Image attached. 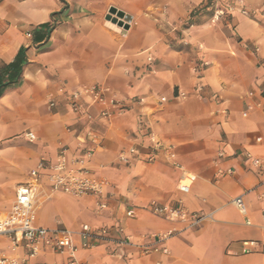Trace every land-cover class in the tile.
<instances>
[{
    "label": "crops",
    "instance_id": "crops-1",
    "mask_svg": "<svg viewBox=\"0 0 264 264\" xmlns=\"http://www.w3.org/2000/svg\"><path fill=\"white\" fill-rule=\"evenodd\" d=\"M206 1L134 0L124 36L116 24L89 15L93 7L86 0H0V67L21 48L26 56L20 81L0 97V218L11 210L17 185L45 160L36 201L39 226L79 231L89 223L114 233L122 226L133 243L150 245L177 231L157 244L168 254L143 255L134 246L121 256L113 243L101 242L79 251L89 264H264V184L241 156L264 157V108L258 105L264 104L258 95L264 86V0H216L213 7ZM243 4L253 15L241 12ZM215 8L223 9L229 25L233 21L235 36L225 33L223 15L213 17ZM59 11L82 28L49 31ZM189 19L194 23L185 24ZM95 83L107 86L124 107L101 117L102 106L86 96L74 110L71 92ZM51 97L54 109L48 107ZM149 133L173 144L174 158L195 176L188 193L178 187L182 171L164 154L145 160ZM133 145L140 150L131 162L119 161V153ZM86 147L94 148L95 175L108 181L104 211H97L92 196L49 195L50 165L63 149L70 160ZM241 194L245 212L233 202ZM151 202H181L209 216L191 228L154 214ZM131 207L137 214L129 218ZM12 247L8 236H0V252L26 257L21 246ZM65 259L43 247L31 263Z\"/></svg>",
    "mask_w": 264,
    "mask_h": 264
},
{
    "label": "built area",
    "instance_id": "built-area-1",
    "mask_svg": "<svg viewBox=\"0 0 264 264\" xmlns=\"http://www.w3.org/2000/svg\"><path fill=\"white\" fill-rule=\"evenodd\" d=\"M241 12L248 16L251 10L242 5ZM223 13L222 10L216 11L215 17H219ZM27 34L28 36H32V32H28ZM152 59V57L149 58V60ZM251 95L254 96L255 92L252 91ZM258 95L264 98V86L260 87ZM86 96L91 97L92 104L98 103L102 106L99 113L101 117H110L113 108L122 109L124 107L123 102L115 95H112L107 86L99 83L83 86L71 92L69 98L71 107L78 111ZM163 100H165V97ZM50 105H56L54 99L50 101ZM258 105L264 108V104L258 102ZM27 136L31 141L37 138L36 134L32 131H29ZM149 138L151 144L145 160L154 162L160 154H164L174 167L182 171L183 178L179 181L178 187L182 193H188L195 180V176L186 173L182 164L174 158V145L162 142L153 133H149ZM257 140L262 141L263 139L258 136ZM139 148V146L133 145L128 150L121 151L118 155L119 161L129 164L131 157L137 155L139 152ZM93 154L94 148L86 147L80 156L68 160L67 149H63L56 163L50 165V172L47 176L49 180L47 186L49 195L65 193L76 198L92 196L97 200L98 212L107 209L109 205L106 197L108 181L101 176H96L91 168L90 160ZM218 154L219 156H223L224 151L220 150ZM241 156L256 170V173L260 176L261 183L264 184V157H258L249 152H244ZM47 166L48 164L45 160L40 161L39 165L30 171L27 181L17 185L15 200L11 210L6 216L0 218V236H8L11 239L13 243L12 249H17L19 246L25 249L26 257L23 258L18 255H8L0 252V264H34L31 263V260L38 256L43 247L65 255L66 259L61 264H89L85 260L79 259V251L93 248L101 242L113 243L116 247V252L121 256L125 255L126 248L134 246L143 255L151 254L154 251H161L164 254L169 253L167 247H160L157 244L174 235L177 232L175 229H170L167 234L160 236L159 239L150 245L133 243L131 238L125 234L122 226H117L115 233L110 227H96L89 223H83L79 231H73L68 228H46L39 226L37 224L36 201L39 190H42L44 187L42 172ZM225 173L231 175L233 170L228 169ZM233 202L243 212L246 211L243 194L236 196ZM149 210L166 220L184 223L187 227L191 228H197L209 216L207 214L192 212L185 208L181 202L168 205L151 202ZM125 212L129 218L137 214L134 207L127 208ZM247 224H250L249 220H247ZM244 243L246 245H254L255 241H244ZM36 264L45 263L39 262Z\"/></svg>",
    "mask_w": 264,
    "mask_h": 264
},
{
    "label": "rangeland",
    "instance_id": "rangeland-1",
    "mask_svg": "<svg viewBox=\"0 0 264 264\" xmlns=\"http://www.w3.org/2000/svg\"><path fill=\"white\" fill-rule=\"evenodd\" d=\"M86 1L88 3H90V4H92V7H93L92 11H88L89 12V15L98 14L100 16V18H101V21L103 23L107 24L109 27L112 26V24H111L112 22L106 20V15L108 14V12L110 10V6H116L119 9H122V10H124L127 13L128 12L131 13V11L133 10L134 5L136 4L134 2V0H112L110 3H104V4H102L100 0H86ZM215 1L216 0H207L205 4H207V6H212L213 7V3H216ZM236 1H239V0L232 1V4L233 5H237V2ZM63 6H65L64 3H63ZM219 10H222L223 11V9H218L217 10L216 8L213 9V10H211L212 11L211 14H213V17L215 16L216 11H219ZM81 11H82V9L80 11H78V12H81ZM222 15H220V16H222V21L224 22V30H225V33L228 36H235L233 34V26H234L233 21H231L230 22V25H229V21H230L229 20V17L227 15H225V12ZM248 15H250V16L253 15L252 14V11ZM185 22H186L185 24L190 25L191 23H194V20L193 19L192 20L189 19V20H186ZM50 25H51L52 32L53 31H60V30H66V31L67 30H77V29L82 28V26H80V25L73 24L72 17H69L68 18V15L62 14V11H59L58 13H56L52 17V20L50 22ZM118 27H120V26H118ZM120 28H121L120 30L122 31V34L124 36H126V34H127V32H128L129 29L128 30H125L122 27H120ZM237 39H239V38H237ZM51 100H52V97L47 102L48 103V107L50 109H54L55 106H51L50 105V101Z\"/></svg>",
    "mask_w": 264,
    "mask_h": 264
},
{
    "label": "trees",
    "instance_id": "trees-1",
    "mask_svg": "<svg viewBox=\"0 0 264 264\" xmlns=\"http://www.w3.org/2000/svg\"><path fill=\"white\" fill-rule=\"evenodd\" d=\"M49 27V25L44 24ZM49 27V31H50ZM43 39V35H36L35 40ZM26 63L25 49L21 48L12 62L0 67V97L10 86L18 83Z\"/></svg>",
    "mask_w": 264,
    "mask_h": 264
},
{
    "label": "water",
    "instance_id": "water-1",
    "mask_svg": "<svg viewBox=\"0 0 264 264\" xmlns=\"http://www.w3.org/2000/svg\"><path fill=\"white\" fill-rule=\"evenodd\" d=\"M133 16L130 13L125 12L122 9H119L116 6H110V10L106 15V20L117 24L118 26L124 28L125 30L130 29L131 21Z\"/></svg>",
    "mask_w": 264,
    "mask_h": 264
}]
</instances>
